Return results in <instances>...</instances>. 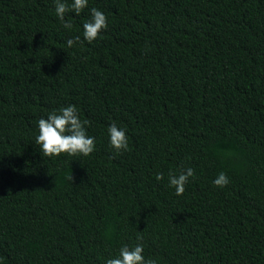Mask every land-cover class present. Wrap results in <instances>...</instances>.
Here are the masks:
<instances>
[{"label":"trees","instance_id":"obj_1","mask_svg":"<svg viewBox=\"0 0 264 264\" xmlns=\"http://www.w3.org/2000/svg\"><path fill=\"white\" fill-rule=\"evenodd\" d=\"M92 7L108 26L88 43V9L66 30L53 0H0V264H104L136 243L158 264H264V0ZM69 104L95 151L42 157L37 121ZM188 167L176 195L168 173Z\"/></svg>","mask_w":264,"mask_h":264},{"label":"clouds","instance_id":"obj_2","mask_svg":"<svg viewBox=\"0 0 264 264\" xmlns=\"http://www.w3.org/2000/svg\"><path fill=\"white\" fill-rule=\"evenodd\" d=\"M54 13L62 27L71 30L73 24L71 18L65 19L67 13H74L79 16L82 11L88 9L89 16L82 23V36L85 41L92 43L108 26L106 15L99 9L89 8V0H53ZM80 36L75 39L66 40V46L71 48L79 43ZM88 120H82L75 105L69 104L53 109L47 113L46 118L42 117L37 121L38 134L35 136V143L39 146L42 157L58 156L61 153L67 155L88 156L95 151V137L87 132ZM109 145L116 150L128 151V137L126 129L112 122L107 127ZM194 176L191 167L181 170L179 173H168V186L174 188L176 195H182L189 178ZM163 174L157 173L156 180H162ZM229 177L223 171L219 172L212 180L216 187L223 188L229 183ZM138 241L142 237L137 236ZM104 264H158L156 259L145 258L144 246L136 243L133 246L124 244L119 248L116 255L107 258Z\"/></svg>","mask_w":264,"mask_h":264}]
</instances>
